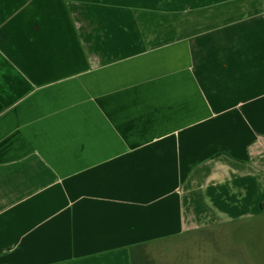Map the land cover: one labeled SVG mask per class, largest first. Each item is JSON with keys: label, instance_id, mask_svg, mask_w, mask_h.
<instances>
[{"label": "crops", "instance_id": "0c3cea01", "mask_svg": "<svg viewBox=\"0 0 264 264\" xmlns=\"http://www.w3.org/2000/svg\"><path fill=\"white\" fill-rule=\"evenodd\" d=\"M261 187L264 0H0V264H260Z\"/></svg>", "mask_w": 264, "mask_h": 264}, {"label": "rangeland", "instance_id": "374dc122", "mask_svg": "<svg viewBox=\"0 0 264 264\" xmlns=\"http://www.w3.org/2000/svg\"><path fill=\"white\" fill-rule=\"evenodd\" d=\"M255 192H256V197L250 196L249 199L242 198L241 196L240 198L234 199V201L232 199L225 200L224 198H222V201H224V203L227 204L228 207L229 206L235 208L252 207L251 205L255 204L254 203L255 200L264 198V187H261ZM258 206L260 208V203L258 204ZM200 222H205V221H200ZM229 225L230 226L227 225L228 229L227 228L208 229L207 231L213 234L219 233V231L228 232L229 238L233 239L232 240L233 243H231L230 246H224V247L222 246L218 247L215 245L212 246L206 244L207 243L205 242L206 240L204 239L205 240L204 241L203 239L200 238L201 236H199L198 238H200L201 242H203L202 253L220 254L222 252L227 251L234 254H248L250 256H253V258L260 257V259L262 260L260 264H264V214L254 215L252 213H249V215L244 217L243 220H238L233 224H229ZM200 230L202 231V229H199L198 231L201 232ZM174 249L176 250V247ZM193 253L200 254V251L195 250L193 251Z\"/></svg>", "mask_w": 264, "mask_h": 264}, {"label": "trees", "instance_id": "16d2710c", "mask_svg": "<svg viewBox=\"0 0 264 264\" xmlns=\"http://www.w3.org/2000/svg\"><path fill=\"white\" fill-rule=\"evenodd\" d=\"M262 207L264 208V204H262Z\"/></svg>", "mask_w": 264, "mask_h": 264}]
</instances>
